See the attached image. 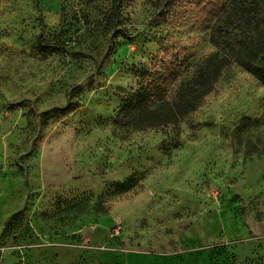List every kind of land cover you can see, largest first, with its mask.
<instances>
[{
    "label": "rangeland",
    "instance_id": "374dc122",
    "mask_svg": "<svg viewBox=\"0 0 264 264\" xmlns=\"http://www.w3.org/2000/svg\"><path fill=\"white\" fill-rule=\"evenodd\" d=\"M214 1L0 0V264H264V73L114 124L137 70L213 52Z\"/></svg>",
    "mask_w": 264,
    "mask_h": 264
},
{
    "label": "trees",
    "instance_id": "16d2710c",
    "mask_svg": "<svg viewBox=\"0 0 264 264\" xmlns=\"http://www.w3.org/2000/svg\"><path fill=\"white\" fill-rule=\"evenodd\" d=\"M211 7L213 52L198 59L159 57L137 70L140 88L122 101L116 126L127 131L178 126L202 106L232 65L264 73V0H218Z\"/></svg>",
    "mask_w": 264,
    "mask_h": 264
},
{
    "label": "crops",
    "instance_id": "0c3cea01",
    "mask_svg": "<svg viewBox=\"0 0 264 264\" xmlns=\"http://www.w3.org/2000/svg\"><path fill=\"white\" fill-rule=\"evenodd\" d=\"M142 261H143V259H141ZM146 260H144V262H145Z\"/></svg>",
    "mask_w": 264,
    "mask_h": 264
}]
</instances>
